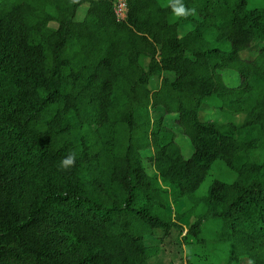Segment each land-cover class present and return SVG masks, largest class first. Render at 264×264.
Instances as JSON below:
<instances>
[{"label":"trees","instance_id":"obj_1","mask_svg":"<svg viewBox=\"0 0 264 264\" xmlns=\"http://www.w3.org/2000/svg\"><path fill=\"white\" fill-rule=\"evenodd\" d=\"M114 1L0 0V263L149 264L161 247L147 236L185 232L166 195L193 198L222 161L236 177L194 199L206 210L182 237L186 264L213 220L232 247L224 264H264V45L242 57L264 42V6L183 0L194 14L174 18L160 0H128L119 21ZM205 102L244 123L201 120ZM153 108L177 116L190 157ZM69 154L75 163L60 167Z\"/></svg>","mask_w":264,"mask_h":264},{"label":"rangeland","instance_id":"obj_2","mask_svg":"<svg viewBox=\"0 0 264 264\" xmlns=\"http://www.w3.org/2000/svg\"><path fill=\"white\" fill-rule=\"evenodd\" d=\"M258 6H264V0H250L248 3V8L253 9ZM88 5L84 4L80 6L77 12L76 19L82 20L87 12ZM199 19V17H197ZM49 26L53 29H57L59 27L58 23L55 21L50 22ZM195 27L194 22H187L181 24L179 27V33L181 35L185 34L189 30ZM264 45V42L260 40H256L253 46L247 50L242 52L243 58H253L256 56L258 50ZM149 63V59H144V64L147 65ZM223 78L227 84L230 86H236L238 82H240V78L238 74L232 70H226L222 73ZM154 80L151 82L150 88H157L159 85L158 81L160 78L158 76L152 77ZM161 82V81H160ZM214 101V99L209 100V102ZM215 104L205 102L203 107L200 110V117L203 121H217L219 123H228L235 122L238 125H242L245 121V114H238L236 116L229 115L221 112L218 107L214 106ZM153 119H158L160 117H164L165 124L169 127L173 128L177 133V141L181 146L183 154L186 158L190 157L194 151V147L190 141V139L184 134L182 128L177 125V116L176 115H165V111L163 108H153L151 110ZM143 155V164L146 172L149 175H154L156 173L154 163L152 161V157L154 155L153 149L142 151ZM236 174L230 170L227 165L222 161H217L209 176L206 178L198 192L193 198L184 197L181 199L174 200L168 194L166 195L168 201V211L176 216L177 214H185V216L181 219L180 223L184 226L185 235L190 227V225L197 219L196 215L205 213V204L199 203L195 205L196 198L203 197L207 194L210 185L216 181L223 182H232L234 181ZM218 220L206 221L204 223V231L203 238L205 239V243L199 245H193L191 247L192 252L194 253L197 248L202 247L201 249H205L204 252H207L209 260H214L216 262L226 263L228 259V255L224 258L222 255V260L214 254H209L212 252H225V248L227 250H232V247L229 244L219 243L217 241V232H218ZM162 231H156L152 235L146 237L147 245H160L161 250L160 253L151 258L149 260V264H168L169 262H174L175 264H186V255L187 249L183 243L182 237L183 235L180 233L178 229H172L169 234L163 237ZM209 251V252H208ZM223 254V253H222ZM197 254L194 253V261L196 260ZM200 258H204L201 255H198ZM248 257V256H247ZM205 259V258H204ZM251 259V258H250ZM206 261V259H205ZM200 261L201 264L205 262ZM0 264H11L9 262H1ZM240 264V263H239Z\"/></svg>","mask_w":264,"mask_h":264},{"label":"clouds","instance_id":"obj_3","mask_svg":"<svg viewBox=\"0 0 264 264\" xmlns=\"http://www.w3.org/2000/svg\"><path fill=\"white\" fill-rule=\"evenodd\" d=\"M161 4L171 8L174 18L187 17L194 14V10L186 8L183 0H160ZM75 154H69L60 162V167L68 168L75 163Z\"/></svg>","mask_w":264,"mask_h":264},{"label":"crops","instance_id":"obj_4","mask_svg":"<svg viewBox=\"0 0 264 264\" xmlns=\"http://www.w3.org/2000/svg\"><path fill=\"white\" fill-rule=\"evenodd\" d=\"M154 79L153 78H151V80H150V85H151V82L153 81ZM158 85L160 86V80L158 81ZM238 84H239V82H238ZM158 86V87H159ZM157 87V88H158ZM157 88H154V89H157ZM205 104V103H204ZM203 104V105H204ZM203 105H202V107H203ZM208 121V120H207ZM202 247H200V248H197V250L194 252L195 254H197V256H196V260H195V263L196 264H201V262L200 261H205V259H206V261L204 262V263H202V264H207V263H215V264H224L223 262H216V261H212V260H209L210 259V257H208V254H207V252H204L205 251V249H201ZM226 250H225V252H212V253H210L209 251V254H214V255H216V257H218V258H220L221 260H222V255L224 256V258L228 255H230L231 254V250L229 251V250H227V248H225ZM223 253V254H222ZM198 255H201L202 257H204V258H200ZM240 264H253V261L249 258V257H247V256H243V257H241V259H240Z\"/></svg>","mask_w":264,"mask_h":264},{"label":"built area","instance_id":"obj_5","mask_svg":"<svg viewBox=\"0 0 264 264\" xmlns=\"http://www.w3.org/2000/svg\"><path fill=\"white\" fill-rule=\"evenodd\" d=\"M114 10L119 21H126L128 17V0L114 1Z\"/></svg>","mask_w":264,"mask_h":264}]
</instances>
